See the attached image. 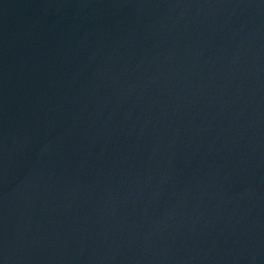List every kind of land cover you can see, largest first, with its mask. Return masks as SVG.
<instances>
[{
    "label": "water",
    "instance_id": "water-1",
    "mask_svg": "<svg viewBox=\"0 0 264 264\" xmlns=\"http://www.w3.org/2000/svg\"><path fill=\"white\" fill-rule=\"evenodd\" d=\"M0 264H264V0H0Z\"/></svg>",
    "mask_w": 264,
    "mask_h": 264
}]
</instances>
